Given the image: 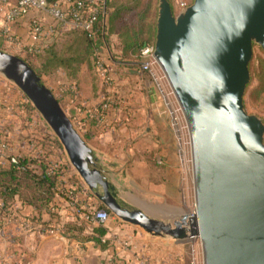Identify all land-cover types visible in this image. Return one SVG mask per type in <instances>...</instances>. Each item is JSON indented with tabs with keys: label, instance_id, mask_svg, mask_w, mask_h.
Instances as JSON below:
<instances>
[{
	"label": "water",
	"instance_id": "obj_1",
	"mask_svg": "<svg viewBox=\"0 0 264 264\" xmlns=\"http://www.w3.org/2000/svg\"><path fill=\"white\" fill-rule=\"evenodd\" d=\"M264 49V0H160L154 56L189 128L196 207L167 224L121 203L53 90L0 49V75L29 97L74 168L123 221L176 240L199 237L204 264H264V120L245 109L254 44Z\"/></svg>",
	"mask_w": 264,
	"mask_h": 264
},
{
	"label": "crops",
	"instance_id": "obj_2",
	"mask_svg": "<svg viewBox=\"0 0 264 264\" xmlns=\"http://www.w3.org/2000/svg\"><path fill=\"white\" fill-rule=\"evenodd\" d=\"M34 15L13 23L12 32L29 40L30 19ZM0 47L15 55L23 53L3 41ZM152 76L165 89L154 100L152 110L146 113L143 108L133 113L110 108L99 114L102 84L94 90L91 84L81 83L76 94L63 88L55 91L62 93L66 111L99 159L98 165L115 187L118 200L131 209H140L151 218L171 224L190 212V134L174 92L164 80L166 76L156 69L152 70ZM3 84L8 89V82L0 75V88ZM12 117L0 115V122L9 124L6 138L10 145L16 142V153L29 151L28 142L23 144V137L19 139L20 126ZM152 155L154 161L149 159ZM71 175L77 182L71 180ZM63 180L64 187L57 192L51 213L42 217L44 224L37 221L26 230L22 221H30L33 213L19 200L15 210L20 211L16 210L13 215L0 212V221L6 226L0 228V264H186L189 241L149 232L112 212L111 219L104 224L90 221L86 214L98 208L102 201L72 163ZM67 222L84 224L86 235H96L95 227L102 226L106 229L102 239L108 241L107 247H101L94 239L66 236ZM18 233L24 235L22 243L15 242Z\"/></svg>",
	"mask_w": 264,
	"mask_h": 264
},
{
	"label": "trees",
	"instance_id": "obj_3",
	"mask_svg": "<svg viewBox=\"0 0 264 264\" xmlns=\"http://www.w3.org/2000/svg\"><path fill=\"white\" fill-rule=\"evenodd\" d=\"M156 8L145 0H107L106 13L99 17L93 31L80 29L57 31L59 34L63 32L62 35L68 38L61 53L51 44L40 51L26 48L23 51L26 57H22L40 75L43 83H45L42 78L44 73H50L49 70L52 69L58 74L61 73L58 75L60 87L67 92L76 94L81 89V83L91 84L92 88L97 90L103 81L95 69L98 43L107 40L109 35L116 34L120 39L124 57L120 62L140 66L143 61L142 48L155 44L156 23L152 9ZM40 55L44 63L37 67L34 62L37 63L36 57ZM256 77L258 84L250 91V96L258 101L264 94V60L256 70ZM105 89L103 86L101 90L103 99L97 108L99 114H104L106 111L103 109L106 99L111 98L115 103L117 102L115 93H108ZM4 90L6 93L0 96V115L13 116V121L20 126L19 139L23 137V144L28 142L30 147L29 151L19 150L20 152L16 153L14 148L16 142L10 145L6 138L9 124L0 122V148L4 144L8 146L6 150L1 148L3 152L0 156L2 158L0 159V212L13 215L16 210L20 211V209L15 210L19 200L33 213L30 219L33 225L34 222H42L44 214L51 213L56 194L64 187L63 177L71 170V163L58 138H51L52 131L50 132L48 125L45 123L41 124L42 126L37 125L41 121V116L33 104L26 97L27 102L21 96L18 98V94L14 95L13 89ZM58 99L62 101V93L58 95ZM13 157L16 158V162L12 161ZM70 178L77 182L75 176L71 175ZM78 184L80 187L83 185L81 181ZM98 208L108 209L102 203ZM42 223L44 224V221ZM5 227L3 221H0V228ZM95 233L96 235H86L84 224L67 222L64 225L66 236L81 240L94 239L101 247H107L108 241L102 239L106 229L97 226ZM15 238V242L24 241L22 233L16 234Z\"/></svg>",
	"mask_w": 264,
	"mask_h": 264
},
{
	"label": "rangeland",
	"instance_id": "obj_4",
	"mask_svg": "<svg viewBox=\"0 0 264 264\" xmlns=\"http://www.w3.org/2000/svg\"><path fill=\"white\" fill-rule=\"evenodd\" d=\"M145 1L146 2L148 1L152 6L157 7L156 9H152L153 16H155L156 31H157V18L159 14L160 0H145ZM193 1L194 0H170L173 6L174 12L176 14L179 13L183 9V7L181 6L183 2H186L188 5H190L193 3ZM43 18H44L43 21H45L47 25H53V26L56 25V21L49 15H44ZM62 33L61 32L60 34L58 33L59 35L55 34L54 36H51L50 39L45 40L43 42V47L47 48L49 45L52 44L55 47V49L59 53H61L63 51L64 45L66 44V39H68L67 36L64 37V34L62 35ZM155 39H156V34H155ZM96 52L100 54V56L102 57V59H104V61H106L108 64L114 67V71H113L114 82L112 84H109V83H106L105 81H101V84L104 86V88H106V91L108 93H115V99H116L115 101L117 102L115 103L110 98L113 102L111 108L112 109L122 108V113H133V112L138 111L140 108H143L144 110L142 111H144L145 113L149 112V110L151 111L152 110L151 107L153 105L155 106V101L157 100V96L160 94L161 91H163V89H165L158 83L160 80L159 79L157 80L156 78L152 76V70L154 69L161 72L162 75L164 73L163 69L158 64V62L154 59L151 60V69L149 71H146L145 73H143L144 71H142L141 65L132 66L129 64L121 63L120 61L122 60V58H124L123 51H122L120 39L116 34L109 35L107 40L104 39L103 41H100L96 47ZM23 54L24 53H21V55H18V56L20 57L25 56ZM36 60H37V63L36 62L34 63L37 67L39 64L44 63V59L43 57H41V55L37 56ZM262 60H264V49L260 45L255 43L254 44V55L250 62L251 81L249 84L251 85L248 86V88H246V93L244 96V103H245V109L249 113L257 114L264 120V94L262 96V99H259L258 101L253 99L250 96V91L258 84V80L256 77V70L259 68L260 62ZM93 63L94 61L92 59L91 65H93ZM128 65L131 67H129ZM92 67L94 68V65L91 66V68ZM49 72L50 73H44L42 77L45 82L44 84L50 87L55 93V95L58 97V95L60 96V94H58L55 90L58 89L59 92L61 90V87H60L61 82L59 81L60 76H58L61 73L58 74L52 69H50ZM2 77L6 79V81L8 82V88L14 90V95L17 96L18 94V98H20L21 96L23 97L24 101L27 102L28 100L30 101V103L33 104V102L29 99V97L20 89V87H18L15 84V82L7 79L5 76H2ZM164 80L168 81V79H164ZM4 87L5 85L3 84V86H1L0 88L1 97L2 95H4V93H6L4 90L5 89ZM160 96L161 95H159L158 97ZM162 96L164 95L162 94ZM25 97L27 98V100ZM61 104L66 111L67 109L65 108L63 101H61ZM33 106L35 107L34 104ZM35 109L38 111L36 107ZM38 114L41 116L40 118L41 121L40 123L38 122L37 125L42 126L45 123V125H48V127L50 128V132L52 131L51 138L52 139L54 137L58 138V136L55 134V132L52 130V128L49 126V124L47 123V121L44 119V117L39 111H38ZM67 114L69 115L68 112ZM69 116L71 117V115ZM64 151L66 155L68 156L65 148H64ZM152 157L153 155L149 157V159L154 161L155 158L152 159ZM189 162H190V197H191L189 213H192V212H195L196 198H195V185H194L191 147H190ZM188 245H189L188 250H187V253L185 254L186 264H204L203 248H202V244H201L199 237L190 238Z\"/></svg>",
	"mask_w": 264,
	"mask_h": 264
},
{
	"label": "built area",
	"instance_id": "obj_5",
	"mask_svg": "<svg viewBox=\"0 0 264 264\" xmlns=\"http://www.w3.org/2000/svg\"><path fill=\"white\" fill-rule=\"evenodd\" d=\"M181 6L184 8L188 4L183 2ZM106 7L107 0H0V44L3 41L21 51L26 48L40 51L43 48V42L58 34L57 31L60 29L93 31L99 17L105 15ZM32 13L35 15L30 19V38L29 40L21 39L12 32L11 26ZM42 15L52 17L56 25H47ZM154 51L155 45H146L142 48V71L151 69V60H156ZM96 55L95 66L99 75L103 81L112 84L114 67L104 61L98 52ZM112 103L110 98L106 99L103 109H110ZM7 148L5 144L2 145L3 150ZM1 150L0 153L3 152ZM12 161L16 162V158L13 157ZM111 217V211L106 208H94L86 214L88 220L103 224ZM22 225L28 231L32 227L29 220H23Z\"/></svg>",
	"mask_w": 264,
	"mask_h": 264
}]
</instances>
